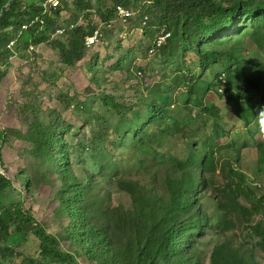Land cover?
<instances>
[{
  "label": "rangeland",
  "instance_id": "1",
  "mask_svg": "<svg viewBox=\"0 0 264 264\" xmlns=\"http://www.w3.org/2000/svg\"><path fill=\"white\" fill-rule=\"evenodd\" d=\"M123 1L134 18L113 16L111 28L101 15L113 0H85L93 7L84 11L76 0L62 4L57 25L102 30L80 62L60 61L56 42L69 35L51 30L4 66L0 169L10 183L2 202L20 203L80 264H135L127 239L155 234L146 212L134 229L137 210L173 216L183 200L180 261L264 264L256 231L264 230V0H242L230 30L200 43L201 52L218 53L204 68L178 29L153 49L165 27L150 0ZM56 123L52 147L44 135ZM167 184L178 188L175 198ZM13 242V264H27L36 236ZM155 260L168 264L164 254Z\"/></svg>",
  "mask_w": 264,
  "mask_h": 264
},
{
  "label": "trees",
  "instance_id": "2",
  "mask_svg": "<svg viewBox=\"0 0 264 264\" xmlns=\"http://www.w3.org/2000/svg\"><path fill=\"white\" fill-rule=\"evenodd\" d=\"M43 1L45 0L37 3L36 0H30L27 3L26 0H0V14H2L0 17V84L8 75L4 66L8 67L13 56L23 58L24 50H28L31 44L38 46L46 43L50 31L52 30L53 35L55 29L59 27L57 22L62 7L55 12L53 17L50 15L46 17V24L42 29L36 27L20 34L21 26L42 12L41 3ZM65 1L63 0V3ZM103 1L105 0H98L99 3ZM84 2L85 0H76L78 11L92 9L93 6L89 2L86 4ZM113 2L107 15H101L103 22L109 21L114 16L116 5L128 7L123 0H113ZM150 2L155 5L153 13L158 15L160 26L165 27L163 30L169 32L171 36V31L178 29L182 42L195 46V52L204 68L218 62V53L201 52L198 49L200 43L213 37H219L230 30L240 12L242 0H150ZM150 16H152L151 12ZM144 17L146 24L145 26L140 24L142 27L150 25L147 12L140 15V18ZM131 21L132 19L129 22ZM84 29L82 26L76 27L61 37L65 38L69 35L66 43L56 42V48L60 52L59 59L64 65L71 66L83 59L86 48L85 37L92 32ZM16 39L15 47L9 48L10 42ZM58 126L59 123L54 124L52 132L44 135L52 147L59 143L61 137ZM9 183L7 177L0 173V264H13V258L19 256L17 245L13 242L15 236H26L30 233L37 238V250L35 255L26 257L27 264H80L72 253L59 246V240L54 235L48 233L41 225L34 223L33 214L20 203L4 204L2 202L4 189ZM167 186L172 192V197L175 198L179 192L178 188L175 192L168 184ZM183 203V200L177 203V211L183 210ZM177 211L173 212V216L165 215L161 218L157 217L155 211L150 212L147 208L142 207L137 210L133 219L134 229L141 227L143 214L146 212L148 216H155L150 225V234L151 232L155 234L148 235L145 239H139L138 235L134 234L132 238L127 239V249L134 251L135 264H155V259L160 254L165 255L168 264H184L180 261L179 243L177 242L180 234L176 225ZM256 231L263 238L264 251V230L256 228ZM218 250L219 247H216V253ZM215 259L217 255L214 253L213 260Z\"/></svg>",
  "mask_w": 264,
  "mask_h": 264
},
{
  "label": "built area",
  "instance_id": "3",
  "mask_svg": "<svg viewBox=\"0 0 264 264\" xmlns=\"http://www.w3.org/2000/svg\"><path fill=\"white\" fill-rule=\"evenodd\" d=\"M68 1V0H66ZM63 0H45L41 3L42 7V12L35 16L34 18L28 20L26 23H24L21 26V31L20 34L24 31H29L31 29H35L36 27H39L42 29L45 24H46V17L51 16L55 14V12L62 6ZM134 14L133 12L129 9L126 8L122 5H116L114 7V19L118 20L121 24H126L128 23L131 19H133ZM141 25L145 26L146 24V18H141ZM105 28H111V22H106L104 23ZM76 28L75 24H68V25H61L55 29V32L53 33L52 37H58L61 38L63 37L67 32L74 30ZM170 33L165 32V30H162L159 34L155 36L154 44H153V49L155 48H160L165 44V42L169 39ZM103 38L102 30L100 27L94 28V30L86 35L85 37V46L90 48L94 47L97 45ZM17 42L16 40H13L9 44V48L15 47ZM30 51H34L37 48L34 45H30L29 47ZM153 49L151 52H153ZM224 75L222 77H219L220 83L224 82ZM225 83V82H224ZM223 85V84H222ZM0 173L3 174L2 170L0 169ZM4 175V174H3Z\"/></svg>",
  "mask_w": 264,
  "mask_h": 264
},
{
  "label": "crops",
  "instance_id": "4",
  "mask_svg": "<svg viewBox=\"0 0 264 264\" xmlns=\"http://www.w3.org/2000/svg\"><path fill=\"white\" fill-rule=\"evenodd\" d=\"M3 85H4V82H2L0 84V95L2 96L3 95V92L5 93V90H3Z\"/></svg>",
  "mask_w": 264,
  "mask_h": 264
},
{
  "label": "clouds",
  "instance_id": "5",
  "mask_svg": "<svg viewBox=\"0 0 264 264\" xmlns=\"http://www.w3.org/2000/svg\"><path fill=\"white\" fill-rule=\"evenodd\" d=\"M262 130H264V129H262Z\"/></svg>",
  "mask_w": 264,
  "mask_h": 264
},
{
  "label": "water",
  "instance_id": "6",
  "mask_svg": "<svg viewBox=\"0 0 264 264\" xmlns=\"http://www.w3.org/2000/svg\"><path fill=\"white\" fill-rule=\"evenodd\" d=\"M2 15V14H1Z\"/></svg>",
  "mask_w": 264,
  "mask_h": 264
}]
</instances>
